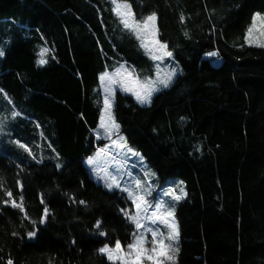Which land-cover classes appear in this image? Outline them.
I'll return each instance as SVG.
<instances>
[{
  "label": "trees",
  "instance_id": "1",
  "mask_svg": "<svg viewBox=\"0 0 264 264\" xmlns=\"http://www.w3.org/2000/svg\"><path fill=\"white\" fill-rule=\"evenodd\" d=\"M117 3L139 22L155 14L183 69L150 104L117 90L112 109L120 135L156 172L152 185L184 184L174 205L179 251L166 264H264V47L246 42L264 0ZM115 7L0 0V264H121L98 250L132 243L122 211L132 202L84 163L107 142L100 77L122 64L152 74L154 64ZM20 197L24 211L11 206Z\"/></svg>",
  "mask_w": 264,
  "mask_h": 264
},
{
  "label": "snow or ice",
  "instance_id": "2",
  "mask_svg": "<svg viewBox=\"0 0 264 264\" xmlns=\"http://www.w3.org/2000/svg\"><path fill=\"white\" fill-rule=\"evenodd\" d=\"M113 4L116 5L114 11L121 18V23L124 25L126 29H129L136 33L137 39L141 41V47L145 49L146 53L150 55L153 60H163V56L171 57L172 53L166 51L167 45L161 44L158 40L155 39L156 33L158 29L156 27L157 17L155 14L148 16L142 22H136L133 14L131 12V7L127 3H117V0H112ZM184 17L181 16V20L183 21ZM257 22H259V26L261 29H264V16H261L259 13L254 15L252 25L247 30L246 42L251 44L253 41L251 40L253 30L257 28ZM264 35V32H262ZM151 40L152 44L156 45V49L153 50L152 47L149 46L148 41ZM257 46L264 47V42H258ZM160 50L163 51L162 55L156 54ZM47 49H44L40 55L41 59L39 60V64L43 65L47 63L43 56L47 52ZM3 55V52L0 51V56ZM209 55H216V53H210ZM159 67V66H157ZM134 69L129 71L125 65H121L116 69L114 74H110L105 72L100 80L102 83L107 81L105 84V92L109 93L111 96H114L115 89L112 85H118L122 91L132 92L135 96L136 100L141 104H149L151 103L152 94L156 91H159V87L157 84L162 85L167 88L169 84L172 82L173 77L176 75L175 69L170 72H166L164 77L161 78L159 72L157 73V80H146L140 81L139 78H133L125 80L121 73L124 76L131 77ZM117 76H121L120 79H116ZM112 100L109 96H105L104 99V112L105 116H101L100 126L104 128L105 133L111 137L113 131L118 135L119 125L115 123L114 117L111 113ZM122 137L120 140L122 141ZM19 143V142H17ZM113 144L123 149L125 147L124 144L113 141ZM21 148H25L26 151L31 154L30 149H28L25 145L20 144ZM103 152L104 150L101 149ZM88 163L91 165L94 163L93 160H89ZM106 186L111 189L113 187L120 188L121 191L127 193V199L132 202L133 210H122L124 211L125 217L135 226V231L132 233V243H130L128 248V256L130 259H121V264H143V261L146 259L151 262V264H166V261L174 262V254L179 251L177 247H174L173 243L165 244L164 241H172L175 242L178 240L179 231L178 226L176 225L174 220H170L169 218L173 217L174 213L170 208H166L162 202H156L153 204L150 202L147 197L150 196L151 189L144 190L142 188L141 182L139 180L134 181V187H121L116 176L109 175L105 180ZM22 188V186H21ZM167 195H171L174 200H180L183 195L186 193L181 189V195H175L174 193H166ZM8 197H12V193H7ZM11 206L13 208H19L21 211H24L23 208V197H20L19 203L12 199ZM8 203V201H5ZM80 203H83L81 201ZM48 216V209L45 208L43 212V216L41 218V223H43ZM25 218L27 217V213L25 212ZM35 223V222H34ZM162 224L166 228H168L167 235H165L161 230L156 227H152L150 225ZM96 228H100V221H97ZM100 235H105L103 231L99 233ZM151 234V240H148V235ZM36 235L35 231L29 232V238L34 237ZM150 243L151 247L147 248L145 245ZM122 249L121 243L119 241L115 242L114 248H109L107 245L100 248L98 252L100 254H104L108 260L113 259V253L118 252ZM171 252L172 254H168ZM134 253V254H133ZM163 257V259H161ZM7 264H12L11 259L7 261Z\"/></svg>",
  "mask_w": 264,
  "mask_h": 264
},
{
  "label": "rangeland",
  "instance_id": "3",
  "mask_svg": "<svg viewBox=\"0 0 264 264\" xmlns=\"http://www.w3.org/2000/svg\"><path fill=\"white\" fill-rule=\"evenodd\" d=\"M261 16H264V15H261ZM135 21L139 22L136 19H135ZM156 27H157V20H156ZM262 32H264V29H261L259 26V22H257V28L255 30H253L252 37H251V40L253 41L252 43L257 44L258 42H264V35H262ZM155 39L158 40L161 44H163L159 40L158 32L156 33ZM148 43H149V46L153 48V50L156 49L157 46L152 44L151 40H149ZM163 51H165V50H160L156 54L162 55ZM166 51L171 52L168 49H166ZM205 57L208 59H212L215 63L221 62V60L217 56V53H216V55H207ZM153 61H154L153 69L151 70L152 74H148V73L143 72V71L141 73H139L137 70H135V68L129 66L128 64H122V65H125L129 71L134 69V72H132L131 77L124 76L123 73H121V76H123L125 80L138 77L140 81H146V80L155 81V80H157V73L158 72H159L160 77L163 78L166 72H170L173 69H175L176 75L173 77L172 82L169 84V86H170L173 83V81L179 75H181L183 73V69L181 67V64L176 60L173 53H172L171 57L163 56L162 61L161 60H153ZM157 66H159V67H157ZM115 72H116V70H114L112 72H108V73L114 74ZM121 76H117L116 79H120ZM106 83H107V81H105L103 83V88H104L105 96H109L110 99L112 100V106H111V113H112L114 96H111L109 93L105 92V84ZM112 87L115 89V92L117 90H121L118 85H112ZM157 87H159L160 90L156 91L152 94L151 101H152V98L154 97V95H156L157 93L168 88V87L165 88L159 84H157ZM115 92H114V95H115ZM126 93L133 95L132 92H126ZM143 105H148V104H143ZM105 115L106 114L103 110L102 116H105ZM115 123L118 124V122L116 120H115ZM98 133L100 136L104 137L105 139L107 138V142L105 143V145L102 148L97 149L91 156H89L88 158H86L84 160L85 165L87 166L91 176L96 180V182H98L104 188H106L108 190L121 191L120 188L113 187V188L109 189L106 186L105 180L107 179V177L109 175L116 176L119 183L121 184V187H128V186L134 187V181L139 180L141 182L142 188L144 190L151 189L152 194L150 196H148L147 199L150 202H152L153 204H155L158 201L162 202L166 208H170L173 211L174 215H173V217H171L169 219L174 220L176 225L178 226L176 216H175V210H174V207H175L174 205H176V203L178 201L174 200L171 195H167L166 193H174L175 195H177V194L181 195V189H183V192L186 193L184 184L178 180H173V181L169 182V187L165 188L162 192L156 191L158 195L155 196L156 193H153L154 188L149 187V185L146 183L148 180H146V179L151 178V179H153V182L155 183L156 181H154V179L157 178V174L150 167V165L147 163V161L142 156V154L139 151H137L135 148H133L132 146H129V143L126 142L125 138L120 135V126L118 129V135L116 134L115 131H113L111 137H109L105 133L104 128H102L101 126H99V128H98ZM121 137L123 138L122 141L120 140ZM108 138H110V139H108ZM113 141H118V142L124 144L125 147L123 149L118 148L113 144ZM126 145H128L129 147H127ZM101 149H103L104 151L102 152ZM90 159L94 161V163L91 165L88 163V161ZM141 173L145 176V178H143L141 176L142 175ZM151 179H149V181H151ZM175 183H178V184L175 185ZM156 186H157V190H159V188H160L159 185L156 184ZM121 192L127 196V193H125L123 191H121ZM150 226H152L154 228L158 227L161 230V232H163L165 235H167L168 228H166L164 225L157 224V225H150ZM178 231H179V226H178ZM179 237H180V232H179ZM179 237H178V239H179ZM148 240L149 241L151 240V234L148 235ZM164 243L166 245L169 243H173V245L175 247L177 241L172 242V241L165 240ZM145 246L147 248H150L151 244L148 243ZM109 248H111V247H109ZM127 254H128V250H124L122 248L120 251L113 253V259L111 261L117 262V261H121V259H130L131 257L128 256ZM168 254L171 255L172 253L169 252ZM161 259H163V257H161ZM167 262L168 261H166V263ZM143 264H151V262L145 259L143 261Z\"/></svg>",
  "mask_w": 264,
  "mask_h": 264
},
{
  "label": "bare ground",
  "instance_id": "4",
  "mask_svg": "<svg viewBox=\"0 0 264 264\" xmlns=\"http://www.w3.org/2000/svg\"><path fill=\"white\" fill-rule=\"evenodd\" d=\"M148 183H149V186H150V188H154L155 186L154 185H152L153 184V182L152 181H149L148 180ZM154 186V187H153ZM165 189V188H164ZM164 189H159V190H157V188L155 187L154 189H153V193H156V196L158 195L157 194V192L156 191H159V192H162Z\"/></svg>",
  "mask_w": 264,
  "mask_h": 264
},
{
  "label": "crops",
  "instance_id": "5",
  "mask_svg": "<svg viewBox=\"0 0 264 264\" xmlns=\"http://www.w3.org/2000/svg\"><path fill=\"white\" fill-rule=\"evenodd\" d=\"M122 136V135H121ZM108 139H110V138H108ZM127 147H129L128 145H126ZM142 174V173H141ZM143 178H145V176L142 174L141 175ZM149 179H151V178H149ZM149 179H146V180H149ZM147 184H148V181L146 182Z\"/></svg>",
  "mask_w": 264,
  "mask_h": 264
}]
</instances>
